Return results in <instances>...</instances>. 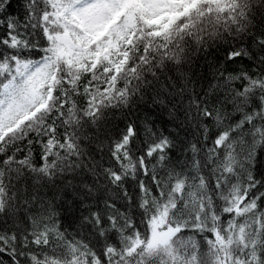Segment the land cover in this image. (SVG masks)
<instances>
[{
	"label": "snow or ice",
	"instance_id": "1",
	"mask_svg": "<svg viewBox=\"0 0 264 264\" xmlns=\"http://www.w3.org/2000/svg\"><path fill=\"white\" fill-rule=\"evenodd\" d=\"M0 264H264V0H0Z\"/></svg>",
	"mask_w": 264,
	"mask_h": 264
}]
</instances>
